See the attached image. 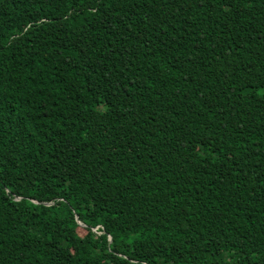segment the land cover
Instances as JSON below:
<instances>
[{"label":"trees","instance_id":"1","mask_svg":"<svg viewBox=\"0 0 264 264\" xmlns=\"http://www.w3.org/2000/svg\"><path fill=\"white\" fill-rule=\"evenodd\" d=\"M0 264H264V0H0Z\"/></svg>","mask_w":264,"mask_h":264},{"label":"water","instance_id":"2","mask_svg":"<svg viewBox=\"0 0 264 264\" xmlns=\"http://www.w3.org/2000/svg\"><path fill=\"white\" fill-rule=\"evenodd\" d=\"M110 240V237H108V241Z\"/></svg>","mask_w":264,"mask_h":264}]
</instances>
